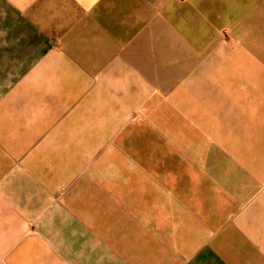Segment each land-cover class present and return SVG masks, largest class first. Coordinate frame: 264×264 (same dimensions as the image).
Listing matches in <instances>:
<instances>
[{
	"label": "crops",
	"instance_id": "1",
	"mask_svg": "<svg viewBox=\"0 0 264 264\" xmlns=\"http://www.w3.org/2000/svg\"><path fill=\"white\" fill-rule=\"evenodd\" d=\"M236 8L0 0V264H264V36Z\"/></svg>",
	"mask_w": 264,
	"mask_h": 264
},
{
	"label": "rangeland",
	"instance_id": "2",
	"mask_svg": "<svg viewBox=\"0 0 264 264\" xmlns=\"http://www.w3.org/2000/svg\"><path fill=\"white\" fill-rule=\"evenodd\" d=\"M235 4H239V10L236 8L230 12V19L226 11V21L241 20L246 24H255L256 35L264 36V0H235ZM231 30V27H225V34H231Z\"/></svg>",
	"mask_w": 264,
	"mask_h": 264
}]
</instances>
